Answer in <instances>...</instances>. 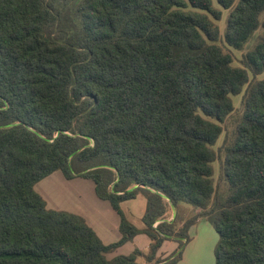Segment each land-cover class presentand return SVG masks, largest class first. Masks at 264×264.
I'll use <instances>...</instances> for the list:
<instances>
[{
  "label": "trees",
  "instance_id": "obj_1",
  "mask_svg": "<svg viewBox=\"0 0 264 264\" xmlns=\"http://www.w3.org/2000/svg\"><path fill=\"white\" fill-rule=\"evenodd\" d=\"M217 1L0 0V264H142L138 248L108 256L139 233L144 264H176L182 249L157 253L199 218L215 264H264V0ZM55 171L94 182L119 240L47 206L35 185ZM138 194L143 228L121 207Z\"/></svg>",
  "mask_w": 264,
  "mask_h": 264
},
{
  "label": "rangeland",
  "instance_id": "obj_2",
  "mask_svg": "<svg viewBox=\"0 0 264 264\" xmlns=\"http://www.w3.org/2000/svg\"><path fill=\"white\" fill-rule=\"evenodd\" d=\"M212 1H213V5L220 8L217 0H212ZM227 14H228V10L224 9L222 19L217 21V23L220 25L222 35L224 32L225 20H226ZM258 32H256V35ZM255 37L256 36H254L250 40V42L246 44L244 48L245 50L243 51L229 48L232 50V53H233V64L234 65H237V66L243 65L242 64L243 53L247 49H249ZM253 77L254 76L252 75V73H250V79H252ZM256 78L263 79L264 72L257 75ZM241 97H242V92L240 94H236L232 96L235 110L232 113V115L227 119V121L224 123V131L222 132L219 139L217 140L215 144V148L220 147L224 141L226 134L231 132V129L233 127L232 121L233 119L238 117V114L240 112ZM213 165L215 169V175L217 176L219 173V166H220L219 161H215ZM35 187L39 192L42 193V195L47 201V205L51 208L52 207L57 208V209L64 208L66 209V211L68 209V211L73 212V213L76 212V214L79 213L80 209H84L86 212L89 211L88 209H91V210L96 209L100 217H102V215L105 217V214L102 211V206H107L110 212H112V214L118 218V215L114 212L110 203L99 199L95 195L93 184L91 183V181L87 179L74 178L71 180V179L66 178L61 173V171H56L50 176H47L44 179H42L39 183L35 185ZM145 204H146V198L143 196H138L135 199L125 200L121 204V207L128 214L127 216L132 219L133 221L132 223L134 225L135 224L140 225L142 221L141 218L143 216L144 209H145ZM184 205L186 207L192 208L188 204H184ZM168 208H169L168 214L166 216L167 218L172 216L173 211L175 212V208L173 207V205L169 204ZM80 213L82 214V217L85 216L86 219L89 220L88 216L85 214L83 210H81ZM192 214H194L192 209H185L184 211L182 210V212H180V218L184 220L185 218L191 216ZM109 217H111V213H109ZM94 219L100 225L99 220L96 217ZM188 234H189V241L184 242V244L180 248H179L178 241L174 242L173 240V242H171L172 245L171 243H168L167 250H171L175 247L174 249L176 250L174 251L172 250V251L178 252L180 249H182V256L177 261L176 264H215V261H216L215 250H216V246L219 240V235L217 231L215 230V228L213 227V225L207 219L199 218L198 221L190 227ZM100 235L105 241H107V239L104 238L102 234ZM140 245L142 246L143 250L139 249L141 250L142 254L138 256L137 261L139 263L144 264L146 262L144 254H146L148 250L146 246L144 245L143 241L140 242L139 246ZM135 246L136 245H134L133 243L132 244L128 243V245H126V247L123 248V251L129 252L130 250H127V249L133 248ZM172 253L168 254V257L173 255Z\"/></svg>",
  "mask_w": 264,
  "mask_h": 264
},
{
  "label": "crops",
  "instance_id": "obj_3",
  "mask_svg": "<svg viewBox=\"0 0 264 264\" xmlns=\"http://www.w3.org/2000/svg\"><path fill=\"white\" fill-rule=\"evenodd\" d=\"M56 172V171H55ZM54 173V172H53ZM53 173H51V174H53ZM62 173V172H61ZM50 174V175H51ZM63 174V173H62ZM50 175H48V176H50ZM64 175V174H63ZM74 178H82V179H87V180H89V181H91V183L93 184V188H94V182L91 180V179H88V178H84V177H74ZM74 178H70L71 180L72 179H74ZM44 179V178H43ZM41 181V180H40ZM39 181V182H40ZM38 182V183H39ZM36 188V187H35ZM37 190V189H36ZM38 191V190H37ZM39 192V191H38ZM94 192H95V188H94ZM41 195H42V193L41 192H39ZM95 195H96V193H95ZM43 196V195H42ZM97 196V195H96ZM138 196H143V197H145L144 195H142V194H138L136 197H138ZM44 197V196H43ZM98 197V196H97ZM135 197V198H136ZM99 198V197H98ZM135 198H132V199H135ZM99 199H101V198H99ZM46 200V199H45ZM101 200H104V199H101ZM129 200V199H128ZM104 201H107V200H104ZM47 202V201H46ZM108 202V201H107ZM124 202V201H123ZM122 202V203H123ZM121 203V204H122ZM170 205H172V204H170ZM48 206V205H47ZM49 207V206H48ZM112 207V206H111ZM145 207H146V204H145ZM174 207V206H173ZM184 208H186V209H191L190 207H186V206H183ZM51 208V207H50ZM53 208V207H52ZM175 208V207H174ZM53 209H57V208H53ZM59 209V208H58ZM112 209H113V207H112ZM123 209V208H122ZM169 209V208H168ZM168 209H167V212H166V214H165V216H167V214H168ZM61 210H66V209H64V208H61ZM81 210H83L84 212H85V214L88 216V218H89V220L88 219H86V217L84 216V218H85V220L87 221V223L96 231V233L99 235V237L103 240V242L104 243H112V242H114V241H117V240H119L120 239V237H121V232H120V229H119V225H120V218H119V215L117 214V212L114 210V212L118 215V218L117 217H115L113 214H112V212H110V210H109V208H107V206H102V211H103V213L105 214V217L102 215V217H100L99 216V214H98V211L96 210V209H88L89 211L88 212H86L84 209H80V211ZM67 211H68V209H67ZM80 211H79V213H77V214H79V215H81L82 216V214L80 213ZM124 211V210H123ZM144 211H145V209H144ZM125 212V211H124ZM175 212H176V208H175ZM175 212L173 211L172 212V216L171 217H173L174 216V214H175ZM76 213V212H75ZM109 213H111V217H109ZM93 214H94V216L99 220V222H100V225L98 224V222L94 219L95 217L93 216ZM125 214H126V216L128 215L126 212H125ZM144 214V213H143ZM127 218L131 221V222H133L132 221V219L130 218V217H128L127 216ZM141 220H142V218H141ZM88 221H90V222H88ZM136 225V224H135ZM138 228H143L144 227V223H143V220L141 221V224L140 225H136ZM97 227H98V229H97ZM99 232H101V233H99ZM100 234H102V236L104 237V238H106L107 239V241H105L102 237H101V235ZM173 240L174 239H170V240H165L163 243H162V245H161V247H160V249H159V251H158V253H157V255L159 256V257H162V258H166V257H168V254H170V253H172L174 250H176V249H171V250H167V246H168V243H171V242H173ZM144 242V245L146 246V248H147V250H148V248H149V244H150V239H149V237L145 234V233H139V234H137L132 240H129V241H127V242H125L124 244H122L121 246H119V247H117L113 252H111V253H109L108 254V256L109 257H113V256H116V255H120V254H129V253H131L135 248H138V249H142V246L140 245L139 246V244H140V242ZM176 240H174V242H175ZM128 243H133L134 245H136L135 247H133V248H129V249H127V250H130L129 252H124L123 251V248L124 247H126V245H128ZM171 245H172V243H171ZM132 249V250H131ZM143 250V249H142ZM173 250V251H172Z\"/></svg>",
  "mask_w": 264,
  "mask_h": 264
},
{
  "label": "built area",
  "instance_id": "obj_4",
  "mask_svg": "<svg viewBox=\"0 0 264 264\" xmlns=\"http://www.w3.org/2000/svg\"><path fill=\"white\" fill-rule=\"evenodd\" d=\"M173 217H174V216H173ZM173 217L170 216L169 218H167V217L165 216L164 219H165V220H172ZM158 222H159V221H156V222L154 223V226H156Z\"/></svg>",
  "mask_w": 264,
  "mask_h": 264
}]
</instances>
